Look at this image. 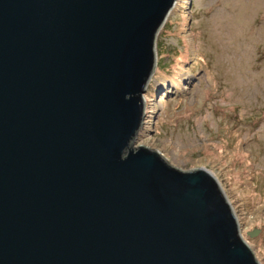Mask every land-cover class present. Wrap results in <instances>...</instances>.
Segmentation results:
<instances>
[{
    "label": "water",
    "instance_id": "95a60500",
    "mask_svg": "<svg viewBox=\"0 0 264 264\" xmlns=\"http://www.w3.org/2000/svg\"><path fill=\"white\" fill-rule=\"evenodd\" d=\"M175 4L0 0V264H261L214 175L133 147Z\"/></svg>",
    "mask_w": 264,
    "mask_h": 264
},
{
    "label": "rangeland",
    "instance_id": "374dc122",
    "mask_svg": "<svg viewBox=\"0 0 264 264\" xmlns=\"http://www.w3.org/2000/svg\"><path fill=\"white\" fill-rule=\"evenodd\" d=\"M157 42L133 147L214 175L264 264V0H176Z\"/></svg>",
    "mask_w": 264,
    "mask_h": 264
}]
</instances>
